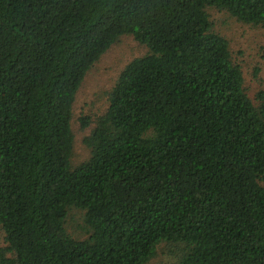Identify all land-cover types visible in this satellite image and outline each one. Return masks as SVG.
Segmentation results:
<instances>
[{"label":"trees","instance_id":"obj_1","mask_svg":"<svg viewBox=\"0 0 264 264\" xmlns=\"http://www.w3.org/2000/svg\"><path fill=\"white\" fill-rule=\"evenodd\" d=\"M210 7L264 28V0H0V264H264V92ZM123 35L148 52L74 165L76 94Z\"/></svg>","mask_w":264,"mask_h":264},{"label":"rangeland","instance_id":"obj_2","mask_svg":"<svg viewBox=\"0 0 264 264\" xmlns=\"http://www.w3.org/2000/svg\"><path fill=\"white\" fill-rule=\"evenodd\" d=\"M214 30L225 35L229 41L235 61L241 64L245 83L252 98L259 91L264 92V28L254 27L237 21L226 11L215 7L208 8ZM148 52V48L137 42L131 35H123L95 63L86 74L79 88L74 106L72 127L75 134L72 163L74 165L89 157V149L84 139L91 132L93 124L82 126L83 117L92 120L106 112L109 106V93L120 71L133 58ZM84 212L74 209L70 212L67 227L80 237H87L83 230ZM4 233L0 228V241ZM148 264H172V255L162 244L156 256Z\"/></svg>","mask_w":264,"mask_h":264}]
</instances>
